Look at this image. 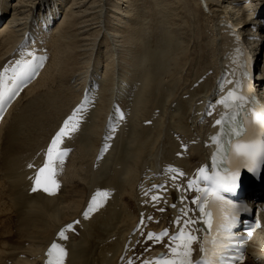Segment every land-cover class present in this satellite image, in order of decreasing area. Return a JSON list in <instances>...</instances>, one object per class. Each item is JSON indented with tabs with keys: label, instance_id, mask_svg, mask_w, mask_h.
<instances>
[{
	"label": "bare ground",
	"instance_id": "bare-ground-1",
	"mask_svg": "<svg viewBox=\"0 0 264 264\" xmlns=\"http://www.w3.org/2000/svg\"><path fill=\"white\" fill-rule=\"evenodd\" d=\"M140 1L76 0L74 5V0H0V21L5 19L0 70L27 45L50 54L40 78L24 91L0 128V264H40L59 229L80 218L89 199L105 191L111 199L90 219H80L78 234L63 245L67 264L118 263L140 212L146 210L138 185L167 164L192 171L206 160V149L198 142L209 126L198 111L212 96L230 49L223 29L227 19L248 39L264 78V17L255 12L257 0H208L209 14L197 0ZM179 2L188 16L201 19L196 20L200 28L192 30L190 19L185 26H174L179 19L172 14ZM45 18L47 24L58 22L48 34L41 29ZM173 20V26L164 25ZM27 34L35 38L33 43ZM95 84L98 97H91L96 105L67 141L74 150L61 190L54 196L31 193L34 172L29 165L42 163L41 150L85 89L92 91ZM114 104L123 107L127 120L107 156L96 161L102 138L111 134L106 124L108 117L114 118ZM175 135L196 143L185 159L176 157ZM12 241L16 245L10 247ZM245 264H264V230L251 242Z\"/></svg>",
	"mask_w": 264,
	"mask_h": 264
},
{
	"label": "snow or ice",
	"instance_id": "snow-or-ice-1",
	"mask_svg": "<svg viewBox=\"0 0 264 264\" xmlns=\"http://www.w3.org/2000/svg\"><path fill=\"white\" fill-rule=\"evenodd\" d=\"M31 69L32 65L26 63L23 68L15 71L14 77L12 78L13 85L11 87L6 86L3 78L0 77V110L16 94V91L20 87V82L28 76ZM244 75L247 77L249 74L246 71ZM241 89L242 82L237 81L236 90L230 91L228 97L220 101L225 107H232L235 111L226 120L222 118V120L216 121L217 125H221L222 123L224 125L225 130L222 131L221 136L229 137L227 145L230 147H224L222 145L220 148V152L223 153L224 157L223 162L225 164H233L234 166L232 168H226L225 176H219L218 174L208 176L205 175V169L200 170L201 179L210 181L216 186L218 191L222 192H232L235 190L238 186L241 167L246 168L253 175H259L258 170L264 169V106H257L254 99L240 94ZM245 104H250L252 107L245 109ZM71 120L72 118L70 117L69 121ZM69 121L65 122L64 127L61 128L60 132L52 140L46 153L45 164L36 174V187L33 188V191H36L37 187L42 186V178L52 183L54 187H58L51 178L56 173V164L63 163V159L68 151L67 149H61L59 147L62 143V137L68 134L66 129L71 131L76 127V125H72V128H70ZM212 139L214 142L221 144V137H213ZM213 160L215 162V156ZM46 173L48 174L47 176L45 175ZM180 175H183V173H180ZM194 183L195 181H190L188 187L192 188ZM44 191L50 192V188L45 185ZM204 192L207 193L208 189H204ZM211 194L215 197L213 207H219L222 203H228L224 200L223 196L217 194V191H213ZM153 199L156 200L158 197H153ZM95 203L96 199L94 197L92 204L95 205ZM206 203L207 201L204 202V204ZM204 204L200 205V212L206 217L204 223L207 225V229L205 230L207 232L213 229V217L211 212H205ZM232 209L230 214L220 219L215 225V236L212 238L210 247L207 236L204 238V243L200 247L201 259L196 261L192 259L194 252L193 244L198 241L199 237L193 235V230L189 229V225L195 224L197 221L189 218L184 220L183 228H180L175 235L169 237L171 257L162 256L159 264H235L236 261L242 260V254L239 256H228L227 253L231 252L233 247H236V250L240 251V247H237V245L242 246L246 243L243 240L233 243L232 229L236 225L240 212H247L248 208L243 205H233ZM91 210L92 207L90 206L89 211ZM87 216L88 213L86 212L85 218ZM179 223L180 220L178 219L177 224L179 225ZM256 226L259 227V224ZM72 228L73 225H68L66 230H71ZM66 230H62L59 234L63 239H67L65 235ZM168 236L169 233L165 230L159 235L149 233L148 239H155L157 242H160L164 237ZM250 236L251 231L249 232ZM66 255L67 253L62 246L53 243L48 252L50 258L49 264H63V259Z\"/></svg>",
	"mask_w": 264,
	"mask_h": 264
},
{
	"label": "rangeland",
	"instance_id": "rangeland-1",
	"mask_svg": "<svg viewBox=\"0 0 264 264\" xmlns=\"http://www.w3.org/2000/svg\"><path fill=\"white\" fill-rule=\"evenodd\" d=\"M71 1V0H70ZM151 0H143V1H140L139 3H141V2H144V3H148V2H150ZM76 4V0H74V5ZM74 5H73V8H74ZM124 7H125V5H122V9H124ZM121 9V10H122ZM25 13V12H24ZM68 13V12H67ZM119 13V12H118ZM120 13H121V11H120ZM185 13V14H184ZM23 14V13H22ZM196 16L198 15V13L196 14V13H194ZM188 16L187 14H186V12H184V10H183V8H182V6H181V4H180V2H179V8H177L176 9V11L172 14V16L174 17V18H176V19H179V23H176L175 24V21L173 20V22L171 21L170 23H168L167 21L165 22V24L164 25H167V26H173L174 24V26H178V25H180L181 27L182 26H185V25H187V23H188V26H189V24H192V25H190L189 27L192 29V30H196V28L197 27H199L200 28V24H197L198 22L200 23L201 22V19L199 18H197V19H195L194 18V16H188L187 17V21L185 20V17L184 16ZM193 17V18H192ZM62 18H63V16H62ZM182 18H183V20H182ZM192 18V19H191ZM180 19H181V21H180ZM190 19V20H189ZM184 20H185V22H184ZM189 20V21H188ZM193 20V21H192ZM198 22H197V21ZM181 22V23H180ZM187 22V23H186ZM197 22V23H196ZM167 23V24H166ZM174 23V24H173ZM195 24H197V25H195ZM195 25V26H194ZM192 26V27H191ZM197 26V27H196ZM195 27V28H194ZM179 30H181V29H179ZM181 37H184V36H181ZM189 37L191 38L192 37V35L190 36L189 35ZM190 38H188L189 40H190ZM180 40H184V38H181ZM20 212H18V210H17V225H19L20 227H21V225H20V223L21 222H19V217H20ZM3 219V216H1L0 217V222H1V220ZM0 227H1V224H0ZM0 230H1V228H0ZM14 231V233H15V229L13 230ZM1 233H0V236H1V234H2V231H0ZM17 233H18V231H17ZM2 239V236L0 237V240ZM0 244H1V241H0ZM12 244V245H11ZM13 244H14V246L16 245L13 241L10 243V244H8L10 247L12 246L13 247ZM5 247V246H4ZM3 247V248H4ZM7 248H5V249H8V248H10V247H8V246H6ZM3 250V249H2Z\"/></svg>",
	"mask_w": 264,
	"mask_h": 264
}]
</instances>
